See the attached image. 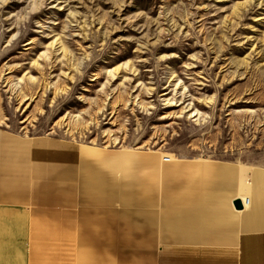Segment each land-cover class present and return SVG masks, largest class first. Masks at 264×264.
Wrapping results in <instances>:
<instances>
[{
  "label": "rangeland",
  "instance_id": "374dc122",
  "mask_svg": "<svg viewBox=\"0 0 264 264\" xmlns=\"http://www.w3.org/2000/svg\"><path fill=\"white\" fill-rule=\"evenodd\" d=\"M0 128L251 163L264 0H0Z\"/></svg>",
  "mask_w": 264,
  "mask_h": 264
},
{
  "label": "crops",
  "instance_id": "0c3cea01",
  "mask_svg": "<svg viewBox=\"0 0 264 264\" xmlns=\"http://www.w3.org/2000/svg\"><path fill=\"white\" fill-rule=\"evenodd\" d=\"M0 264H264V153L174 159L0 128Z\"/></svg>",
  "mask_w": 264,
  "mask_h": 264
},
{
  "label": "water",
  "instance_id": "95a60500",
  "mask_svg": "<svg viewBox=\"0 0 264 264\" xmlns=\"http://www.w3.org/2000/svg\"><path fill=\"white\" fill-rule=\"evenodd\" d=\"M234 207L237 209V210H240L241 209V203L239 201H235L233 203Z\"/></svg>",
  "mask_w": 264,
  "mask_h": 264
},
{
  "label": "bare ground",
  "instance_id": "6f19581e",
  "mask_svg": "<svg viewBox=\"0 0 264 264\" xmlns=\"http://www.w3.org/2000/svg\"><path fill=\"white\" fill-rule=\"evenodd\" d=\"M53 2H55V0H52ZM166 160H168V158H166Z\"/></svg>",
  "mask_w": 264,
  "mask_h": 264
}]
</instances>
